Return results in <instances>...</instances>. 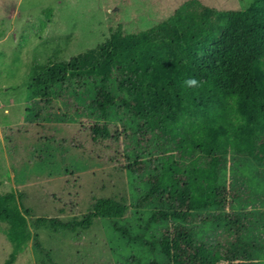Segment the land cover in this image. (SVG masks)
<instances>
[{
	"label": "rangeland",
	"instance_id": "1",
	"mask_svg": "<svg viewBox=\"0 0 264 264\" xmlns=\"http://www.w3.org/2000/svg\"><path fill=\"white\" fill-rule=\"evenodd\" d=\"M187 0H0V194H19L28 225L55 264H172L150 248L168 223L148 225L152 201L135 208L160 174L166 158L179 160L169 141L141 123L121 104L106 121L90 102L99 81L55 85L47 99L30 97L28 74L36 63L67 61L102 44L117 25L125 34L148 30L170 17ZM221 12L246 10L253 0H200ZM109 91L117 89L112 77ZM106 123L112 138L94 143L90 128ZM264 137V135H263ZM196 164L206 159L194 154ZM217 186L225 190L224 207L193 214L181 225L195 244H223L227 256L264 264V165L233 152L223 156ZM180 161V160H179ZM190 159L181 161L184 167ZM114 199L130 206L123 219H97L86 231L70 233L35 228V217L82 218L94 201ZM241 229L229 233L228 219ZM172 220V218H170ZM0 223V264L15 243ZM129 238H133L129 240ZM14 264H49L34 243L22 245Z\"/></svg>",
	"mask_w": 264,
	"mask_h": 264
},
{
	"label": "trees",
	"instance_id": "2",
	"mask_svg": "<svg viewBox=\"0 0 264 264\" xmlns=\"http://www.w3.org/2000/svg\"><path fill=\"white\" fill-rule=\"evenodd\" d=\"M114 76L118 92L130 100L109 91ZM27 78L30 97L41 99L55 85L96 79L97 95L90 105L101 121L120 103L143 131L171 143L180 161L169 157L162 162L160 174L149 179V190L135 207L155 201L160 207L151 212L148 225L168 223L151 249L158 247L172 264H254L229 258L223 244H195L181 223L195 212L225 206L226 192L217 186L224 155L233 152L264 165V0H253L240 12L187 0L148 30L125 34L119 24L93 49L67 61L33 64ZM190 78L199 84L189 87L185 81ZM90 133L94 143L112 138L106 123L96 122ZM196 152L207 160L205 166L196 164ZM185 159L191 160L187 167L181 164ZM18 197L0 194V223L7 224L6 238L15 243L4 264H14L29 241L47 263L55 264L32 234ZM129 209L125 202L98 199L80 219L35 217L33 225L76 233L90 229L97 219H123ZM225 219L233 225L230 234L241 229L239 219Z\"/></svg>",
	"mask_w": 264,
	"mask_h": 264
},
{
	"label": "clouds",
	"instance_id": "3",
	"mask_svg": "<svg viewBox=\"0 0 264 264\" xmlns=\"http://www.w3.org/2000/svg\"><path fill=\"white\" fill-rule=\"evenodd\" d=\"M185 84L188 85L189 87H194V86H197L199 84V81L196 80L195 78H190V79L185 81Z\"/></svg>",
	"mask_w": 264,
	"mask_h": 264
}]
</instances>
